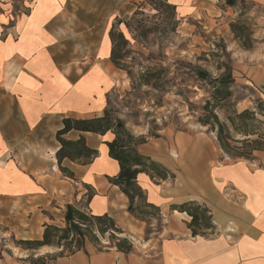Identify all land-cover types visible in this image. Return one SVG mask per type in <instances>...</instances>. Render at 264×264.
<instances>
[{
  "label": "crops",
  "instance_id": "1",
  "mask_svg": "<svg viewBox=\"0 0 264 264\" xmlns=\"http://www.w3.org/2000/svg\"><path fill=\"white\" fill-rule=\"evenodd\" d=\"M30 1L27 12L23 11L24 6L13 11L6 4L0 10V225L18 238L20 231L21 239H42L44 224L55 222L43 210L57 196L50 192L57 182L44 179V163L60 147L57 139L58 144L51 141L52 137L46 140V133L56 134L65 117L102 114L109 88L103 92V103H94L97 94L92 99L91 90L78 92V84L86 86L85 79H92L93 69L100 68L109 75L114 66L110 59L108 15L119 0H54L53 12L48 16L43 13L33 23V4L39 0ZM167 1L175 5L180 18H203L209 16L219 0ZM257 1L264 8V0ZM103 19L104 26L99 27ZM244 56L241 68L246 78L264 94V28L255 47L246 50ZM77 93L88 102L77 105ZM80 135L99 151L91 163L76 164L83 184L94 192L88 207L94 214L112 216L132 239L134 249L130 253L115 247L98 250L88 241L85 250L59 257L54 264H264V155L260 161L222 163L220 146L205 143L199 189L190 183L173 186L149 173H139L137 181L147 201L158 206L166 217L162 230L147 237L146 221L128 211V197L108 178L120 170L118 161L108 155L106 141L113 135L71 130L65 137L76 139ZM51 142L54 149L45 155ZM187 144L194 150L191 142L181 146ZM140 151L172 168L166 140L152 141ZM52 159L56 161L55 157ZM189 200L208 206L214 231L193 235L188 227V213L171 209V205ZM22 223L29 229H23ZM33 229L37 230L36 235ZM21 252L28 255L23 248L18 255ZM31 252L30 255H44L55 251L43 246ZM12 259L4 258L1 264H11ZM14 263L29 264L27 260Z\"/></svg>",
  "mask_w": 264,
  "mask_h": 264
},
{
  "label": "rangeland",
  "instance_id": "2",
  "mask_svg": "<svg viewBox=\"0 0 264 264\" xmlns=\"http://www.w3.org/2000/svg\"><path fill=\"white\" fill-rule=\"evenodd\" d=\"M29 3H31L30 0H0V10H3L6 4L13 11L22 10L24 6L26 9L23 11L27 12ZM53 3L54 0H39L38 3H34V12L30 21L33 23V20L41 17L43 13L45 16L50 15L54 10ZM228 4V0H219L217 7L211 8L208 17L180 18L172 9L167 8L162 0H119L118 4L115 3L109 11L108 30L112 27L119 29V20L132 27L128 33L125 26H121L129 39L128 66L134 67L135 73L140 68L165 67L168 71L161 78L171 87L170 91L163 93L148 86L134 89L127 72L115 65L111 66L109 75L100 68L93 69L92 79H85V84L88 86L83 83L78 84V92L81 89H87L88 92L91 90L92 99L93 95L97 94L98 99L94 103H103V92L109 88L105 108L108 106L114 117L122 119L126 129L137 140L145 139L144 143L138 145L139 150L155 140L169 142L172 168L165 166L173 175L166 180L173 186H187L190 183L197 188V183L200 182L204 172L201 156L206 151L205 143L219 148L216 133L208 131L206 126L196 120L200 111L199 107L205 102L210 91L208 84L197 77L196 67L208 69L211 75L216 77L223 71L218 69L221 65L232 66L237 85L225 109L238 113L245 109L255 111V120L251 126L252 134L233 133L234 138L240 142L232 141V147L242 150L241 141L247 138L251 141L264 140L261 138L264 135V114L259 111L264 110V94L260 88L250 83L246 78L245 70L241 68L245 58L244 53L249 50L246 46L254 48L259 40L261 29L264 28V8L257 0H234L230 6L231 9H228ZM235 22L245 27L241 40L236 38L232 30L231 23ZM104 23L105 19L100 21L99 27L104 26ZM95 42L97 43L94 37V45ZM77 70L78 73L82 72ZM75 102L77 105L86 104L88 99L77 93ZM193 110L194 113H192ZM220 115L223 118L224 112H220ZM46 134V140L52 137L51 141L58 144L56 134ZM186 141L195 145L194 150L191 144L182 148L181 144ZM53 149L54 144L47 147L45 155ZM176 152L179 153L178 158ZM220 153L219 160L222 163L238 160L260 161V156L264 155V149L255 150L254 159L232 157L224 153L222 149ZM54 157L56 158V153L51 158H45L44 179L57 182V185L52 188L53 191H50L57 196L47 203L43 213L55 220L50 224L64 227L66 205L71 203L87 210V195L90 189L83 184L81 173L75 162L65 159L62 163L63 167L75 171V176L72 178L60 169L57 158L56 161L52 159ZM260 164L261 162L258 165ZM54 171L56 175H53ZM158 180L161 181V179ZM144 218L147 223V237L162 230L166 219L161 213L158 216L145 215ZM22 224L23 229H29L28 225ZM6 230L4 225H0V264L9 256L13 258L11 264H15V260L18 262L27 260L31 264L30 257L36 259L45 256L30 255L32 253L30 249H24L28 251V255L22 252L18 255L22 247L18 246L16 241L21 240V232L17 231L18 238L14 233L6 232ZM32 232L36 235L37 230L33 229ZM109 237V233L104 238L101 237L102 246L111 245ZM9 247L13 249V254ZM59 250L54 248L55 252L50 253L53 254L50 256L59 258L58 255H54ZM54 262L55 259L47 264H54Z\"/></svg>",
  "mask_w": 264,
  "mask_h": 264
},
{
  "label": "trees",
  "instance_id": "3",
  "mask_svg": "<svg viewBox=\"0 0 264 264\" xmlns=\"http://www.w3.org/2000/svg\"><path fill=\"white\" fill-rule=\"evenodd\" d=\"M162 1L166 3L167 8L172 9L176 14L175 5L170 4L167 0ZM228 3L232 5L234 0H228ZM118 25L119 29L116 30L115 27H112L109 30L112 63L117 68L127 72L134 89L148 86L163 93L170 91L171 87L161 78L168 71L165 67H149L147 69L138 67L140 69H137L135 73V68L128 66L129 39L121 26L124 25L127 32L132 27L122 20H119ZM231 27L236 38L241 40L245 27H242L239 22L231 23ZM246 49H251V46H246ZM218 69H223V71L214 77L208 69L195 68L197 77L210 87L209 96L199 107L200 111L196 120L201 125L206 126L208 131L216 133L218 144L224 153L232 157L254 159L253 152L264 149V140L243 139L241 141L242 150L238 147H232L231 142L239 141L234 138L233 133L252 134L251 126L255 120V111L245 109L238 113L225 109L234 95L237 85L236 78L232 66L223 64ZM259 111L264 114V110ZM220 112H224L223 118ZM62 122L63 127L56 132V138L60 143L56 158L60 169L66 175L74 178L75 173L62 166L65 159L76 164L86 165L91 163L99 154L97 149L87 144L83 135L76 139L66 138L65 135L69 131L94 132L102 135L110 132L113 137L106 141L108 155L118 161L120 170L116 176L108 178L111 183L119 186L128 197V211L143 221H146L145 215L158 216L161 213L158 206L147 201L145 191L139 185L137 177L139 173L146 172L153 178L166 180L173 174L164 164L139 150L138 145L145 142L144 138L137 140L126 129L123 120L114 117L108 106L104 108V113L100 116L90 118L65 117ZM261 138L264 139V135ZM93 195L94 192L90 190L87 195L88 211L75 204L68 203L66 205L64 227L45 223L42 239H21L16 241L17 245L28 250H38L43 246L58 248L60 250L54 254L58 257H69L78 251L85 250L88 241L93 243L98 250H103L104 247H115L119 251L130 253L134 249L133 241L124 234V230L117 225L115 219L107 213L98 215L90 211L88 202ZM171 209L188 213L191 217L188 227L192 230L193 235H204L215 230L211 210L205 204H200L196 200H189L173 204ZM107 233L110 234L111 245L102 246L101 237L104 238ZM44 255L36 259L30 257L29 260L31 264H47L50 260L57 259L56 256L51 257L50 255L53 254L50 253Z\"/></svg>",
  "mask_w": 264,
  "mask_h": 264
},
{
  "label": "bare ground",
  "instance_id": "4",
  "mask_svg": "<svg viewBox=\"0 0 264 264\" xmlns=\"http://www.w3.org/2000/svg\"><path fill=\"white\" fill-rule=\"evenodd\" d=\"M182 148H184V146L182 145ZM176 156H177V158L179 157V153L178 152H176Z\"/></svg>",
  "mask_w": 264,
  "mask_h": 264
}]
</instances>
